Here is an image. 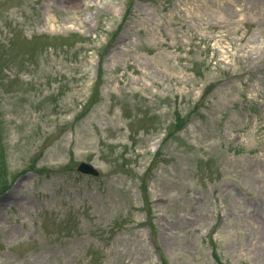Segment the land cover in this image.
<instances>
[{
	"label": "rangeland",
	"instance_id": "obj_1",
	"mask_svg": "<svg viewBox=\"0 0 264 264\" xmlns=\"http://www.w3.org/2000/svg\"><path fill=\"white\" fill-rule=\"evenodd\" d=\"M262 245L264 0H0V264Z\"/></svg>",
	"mask_w": 264,
	"mask_h": 264
},
{
	"label": "water",
	"instance_id": "obj_2",
	"mask_svg": "<svg viewBox=\"0 0 264 264\" xmlns=\"http://www.w3.org/2000/svg\"><path fill=\"white\" fill-rule=\"evenodd\" d=\"M79 171L84 173V174H89V175H94V176H98V171L91 165L83 163L80 167H79Z\"/></svg>",
	"mask_w": 264,
	"mask_h": 264
},
{
	"label": "bare ground",
	"instance_id": "obj_3",
	"mask_svg": "<svg viewBox=\"0 0 264 264\" xmlns=\"http://www.w3.org/2000/svg\"><path fill=\"white\" fill-rule=\"evenodd\" d=\"M260 248L264 249L263 245H262V246H260Z\"/></svg>",
	"mask_w": 264,
	"mask_h": 264
}]
</instances>
